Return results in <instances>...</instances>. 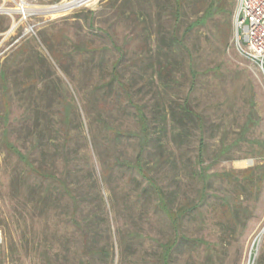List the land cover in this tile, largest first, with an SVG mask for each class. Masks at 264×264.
Listing matches in <instances>:
<instances>
[{
	"label": "rangeland",
	"instance_id": "374dc122",
	"mask_svg": "<svg viewBox=\"0 0 264 264\" xmlns=\"http://www.w3.org/2000/svg\"><path fill=\"white\" fill-rule=\"evenodd\" d=\"M72 1L0 0V7L17 10L0 13V230L3 234L0 264H50V257L54 264H82L86 257L76 251L91 246L86 248L82 241L83 231L71 221L73 202L63 191L53 192L55 201L51 208L40 210L33 206L27 191L43 181L33 175L27 176L26 165L11 152L6 140L29 153L35 165L67 178L80 196L90 194L87 197L90 202L80 203L77 219L81 220L93 211L94 206L101 204L97 195L101 192L115 239L113 264H142L141 257L147 259L146 264H161L160 244L176 235L169 220L155 207L156 198H143L138 205H131L143 185H140L138 174L126 165H116L108 181L101 179L106 163L133 162L140 145L137 135L140 126L124 91L117 88L115 98L103 88L113 62L121 58L120 81L131 84L135 103L144 107L148 118L154 122L157 120L154 110L156 107L160 110L164 93L168 96V104L189 97L205 119V165H212L209 172H239L264 163V155L254 153L245 139L233 146L227 155L215 158L224 142L228 144L239 137L252 102L256 116L245 137L264 141V75L242 54L241 45L236 41V2L228 5L226 12L209 18L187 34V25L202 16L204 6L197 7L194 1L183 0L178 20L175 21L170 13L162 17L164 34L169 36L176 28L192 55L191 63L187 59L178 73L179 81L166 84L155 71L151 78L153 83H148L150 67L148 71L143 69L150 66L149 61L161 50L162 42L150 27L137 26L135 17L130 15L131 9L120 10L123 0H90L52 14L19 11L21 6L36 11ZM145 20L140 18V21ZM77 46H88L94 51L80 52ZM36 52L50 62L55 72L53 80L61 92L76 97L77 107L72 111L73 131L67 149L61 148L64 140L59 129L63 113L61 105L46 111L52 127L46 136L50 151L32 148L34 141L29 131L33 126L27 118L34 107L32 92L33 95L39 93L43 85L27 82L31 78L26 74V68L31 65ZM56 53L70 68L71 75L58 64ZM191 67L196 72L194 78ZM153 125L151 137L156 138L161 135V125ZM107 126L120 130L123 135L111 143L112 132ZM93 133L99 135L101 148L98 151L92 146ZM197 147L196 135L190 145L191 160ZM254 148L258 149L257 146ZM55 149L59 151L57 159L53 155ZM228 155L233 159H228ZM67 156L73 158L70 163L65 162ZM146 160V168H151V174H157L162 186L172 194L170 205L174 210L198 202L200 185L196 180L178 175L169 162L163 164L160 171L153 169L152 160ZM128 178H131L130 182ZM233 191V184L217 179L204 202L184 215L179 232L193 241L184 242L179 250L174 249L171 264H264V182L255 194L242 196L240 201L248 208L249 217H245L244 228L240 226L236 234L227 238L224 225H220L225 221L221 216L223 207L217 205L220 201L215 196ZM92 193L96 196L91 198ZM99 229L105 231L107 224L99 222ZM128 230L138 231L142 236L132 239L134 251L122 260L117 231L122 234ZM199 238L212 243L210 251L197 241ZM92 239L91 235L90 244ZM97 240L95 245L104 243L98 235ZM206 252L211 254V263L206 262ZM89 259L92 264H106L98 257L90 256Z\"/></svg>",
	"mask_w": 264,
	"mask_h": 264
},
{
	"label": "trees",
	"instance_id": "16d2710c",
	"mask_svg": "<svg viewBox=\"0 0 264 264\" xmlns=\"http://www.w3.org/2000/svg\"><path fill=\"white\" fill-rule=\"evenodd\" d=\"M190 1H194L195 6L197 7L204 6V12L202 16L196 18V20H193L187 25L185 34L191 32L195 29V27L204 24L209 18L226 12L227 6L231 3L234 4L236 2L238 4V0H230V2L228 0ZM182 5L183 0H123L121 6L119 7L122 12L131 9L130 15L132 14V16L135 17V21L138 22L137 26H142V28L150 27L155 32L158 40L162 42V46H160L161 50L154 54L153 60L149 61L150 66H144L143 68L145 71H148V67H150L151 75L148 77V83H153V79L151 78L154 77V71L156 72L155 75H157L159 79L163 80L164 83L166 82V84L170 82H178V73L182 69L183 64L187 62V59L188 62L191 63V51L184 42V38L178 35L176 28H173L169 32V36H166L161 26L162 17L165 14L170 13L176 18L174 19L175 21L178 20L181 14ZM143 17L144 19L146 18V22L140 21V18ZM147 18L149 20L148 22ZM146 23H148V25ZM76 48L80 52L94 51V48L91 49V47L88 46H77ZM162 48L164 49L163 53ZM55 56L58 59V64L63 67V70L66 71L68 75H71L70 68L61 61L57 53ZM120 57H122V55ZM120 60L121 58L113 62L110 77L103 84V88L106 89L107 93L111 96L114 95V97L116 93L115 90L117 88L124 91L125 99L130 106L134 108V115L140 126V132L137 133L140 138V145L133 162H120L116 160L112 163H106L101 172V179L103 181H108V177L111 175L112 169L115 168L116 165H126L128 169L134 170V173L138 174L141 179L140 185L143 186L137 193V198L133 200L131 205L133 207L138 205L143 198H156L155 207L159 212L165 215V218L169 220L176 235V237L170 241L160 244L162 248V253L159 258L160 263L171 264L174 249L179 250L184 242L193 241L185 234L179 232L184 215H186L189 210H192L200 203L204 202L208 190L212 189V185L217 179L228 181L230 184L234 185V191L231 194L215 196L220 201L217 205H221V208L223 207L221 216L225 219V221L220 225H224L223 230L226 237L228 238L230 235L236 234L240 226H243L244 228L246 225L245 220H247L245 217H249L248 213L250 214V212L247 207L243 206V202L240 200L243 195L248 197L261 189L264 182V163L250 166L239 172L235 170L209 172L212 165H205V156L207 154V147L204 139L205 119L204 116L191 104L189 97L186 96L181 102L175 101L168 104V96L164 93V96L161 97L162 102L159 105L161 106L160 110L159 107H156L154 110L157 113V115H155L157 116V120L155 122L154 120L152 121L145 113L144 107L135 103L131 92V84L120 81L122 75L118 71ZM99 68H101V63H99ZM26 74L31 78V80L27 82H33L36 86H38L39 83L43 85L42 90L39 93L33 95L32 92V102L34 103V107L31 109V113L27 118L33 126V129L29 131V134L34 141L32 148L50 151L49 139H47L46 136L47 132L51 131L52 127H50V124L48 123L49 115L46 111L50 110L54 106L61 105L63 107V113H61V126L59 129L63 133L64 137L61 148L67 149L73 131L72 111L77 107L75 103L76 97L73 95H69L68 97L61 92V88L59 89L58 84H56L53 80L55 72L50 62L41 56L39 52L35 53V56L32 58L31 65L26 68ZM191 74L193 75V78L196 76V72L192 67ZM142 75H144V72ZM115 82H117V84H115ZM255 116L256 110L254 102H252L246 124L242 127L239 137L231 143L227 144L224 142L215 158L227 155L233 146L241 142V139H245L247 141L248 147H251L254 153L257 152L264 155V141L262 139H249L245 137L247 132L250 130V124L255 121ZM153 123H159V125H161V135L156 138L151 137V125H153ZM107 128L112 132V135L110 136L111 143L114 139L123 135V133H121L118 129H113L110 126H107ZM196 135L198 138V147L194 159L191 160L190 145ZM6 145L9 147L11 152L17 156L18 160L26 165L27 176L33 175V177L43 181L42 184L33 185L30 190L27 191L30 198H32L30 201L35 208H39L40 210L51 208L52 202L55 201L53 199V192L55 191H63V193L71 198L73 202V211L70 215V219L76 228L83 231L82 241H84V245H87L86 248L91 245L87 250L82 248V250L76 251V253L79 252L80 255H83V258L84 256L86 257L81 261L82 264H92V261L90 260L91 258L89 259L90 256L98 257L106 264H113L115 262L113 249L115 239L112 235L110 220H108L106 215L108 214L106 210V203L101 192L99 191L97 195L99 196L100 202L103 206H101V204H98L96 208L94 206L93 211L86 214L81 220H79L76 218V213L80 207V203L88 202L87 200L90 202V199H88L90 194H88V196H80V192L76 193L73 187L70 186L71 184L67 178L64 179L63 177H58L46 167L35 165L31 161L29 153L22 152L12 142L6 140ZM92 146L96 151L101 148L99 135L96 133L92 134ZM255 146H257L258 149H255ZM56 150L57 149L53 150V153L55 152L53 154L54 159H57L56 156L59 152H56ZM226 157L228 159H233L229 155ZM147 158L153 161L154 170L161 171L163 164L169 162L171 163L172 168L177 170L178 175H183L192 180H196L200 185L197 199L198 202H193L192 204L189 203L185 205V207L174 210L170 205L172 194L168 193L162 186L158 175H152L151 173L153 170H151V168H146ZM184 158H187V160ZM71 160H73V158H69L68 156L65 157L66 163H70ZM159 165L160 167H158ZM68 175L71 177L70 172ZM128 181L130 182L131 178H128ZM138 189L139 188H137V190ZM94 194L95 193H92L91 198ZM103 214H105V216ZM99 222L107 224V229L105 231L101 229L98 230ZM91 235L93 236L92 244H90ZM97 235L99 238H102L104 242L101 246L95 245L98 241ZM117 235L118 241L122 247L121 259L123 260L124 258L125 260L129 253L134 251L131 244L132 239L140 237L142 234L135 230H128L122 234L120 231H117ZM197 241L205 244L207 249H209L208 251H210L212 246L211 242L202 238L197 239ZM205 257L207 263L212 262V257L209 252H206ZM140 260H142V264H146L147 262V259L144 257H141ZM49 261L50 264H54L51 257ZM211 264H213V262Z\"/></svg>",
	"mask_w": 264,
	"mask_h": 264
},
{
	"label": "built area",
	"instance_id": "2783aa9c",
	"mask_svg": "<svg viewBox=\"0 0 264 264\" xmlns=\"http://www.w3.org/2000/svg\"><path fill=\"white\" fill-rule=\"evenodd\" d=\"M234 26L242 54L264 75V0H238ZM2 241L0 230V244Z\"/></svg>",
	"mask_w": 264,
	"mask_h": 264
},
{
	"label": "bare ground",
	"instance_id": "6f19581e",
	"mask_svg": "<svg viewBox=\"0 0 264 264\" xmlns=\"http://www.w3.org/2000/svg\"><path fill=\"white\" fill-rule=\"evenodd\" d=\"M90 1V0H89ZM88 2V1H87ZM80 1L78 0H74L72 2L69 3H65V4H61V5H57V6H53L52 8L49 9H44V10H36V11H31L29 9H26L25 7L22 9L20 8L19 11L23 12L24 14H26L27 12H31L32 13H37V14H46L48 11H50V9L55 10L56 12H59L60 10H64V9H70V8H74L76 6H81V4L79 5ZM94 4V3H93ZM92 6V5H91ZM59 10V11H58ZM12 13V12H17V10H13V9H6L3 7H0V13Z\"/></svg>",
	"mask_w": 264,
	"mask_h": 264
},
{
	"label": "water",
	"instance_id": "95a60500",
	"mask_svg": "<svg viewBox=\"0 0 264 264\" xmlns=\"http://www.w3.org/2000/svg\"><path fill=\"white\" fill-rule=\"evenodd\" d=\"M78 1H80V3H79V5L81 4H84V3H86L87 1H89V0H78ZM59 11V10H58ZM61 11V10H60ZM7 13V12H6ZM52 13H56V11L55 10H52V9H50V11H48L46 14H52Z\"/></svg>",
	"mask_w": 264,
	"mask_h": 264
}]
</instances>
